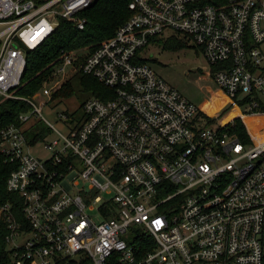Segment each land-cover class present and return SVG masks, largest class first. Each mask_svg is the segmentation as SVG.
<instances>
[{
    "label": "built area",
    "instance_id": "obj_1",
    "mask_svg": "<svg viewBox=\"0 0 264 264\" xmlns=\"http://www.w3.org/2000/svg\"><path fill=\"white\" fill-rule=\"evenodd\" d=\"M90 2L0 0V100L29 105L0 128V159L15 165L5 186L28 222L0 207L10 264H264V139L252 141L244 119L264 115V0H131L111 38L60 52L39 91L16 93L25 49ZM170 34L204 54L240 104L235 115L208 121L142 61L154 37ZM77 71L109 92L85 99L77 120L58 111L60 131L42 110ZM41 120L45 134L31 140Z\"/></svg>",
    "mask_w": 264,
    "mask_h": 264
},
{
    "label": "trees",
    "instance_id": "obj_2",
    "mask_svg": "<svg viewBox=\"0 0 264 264\" xmlns=\"http://www.w3.org/2000/svg\"><path fill=\"white\" fill-rule=\"evenodd\" d=\"M130 1L92 0L87 8L75 14L76 20L59 18L58 25L46 40L34 49H25L26 67L15 92L24 96L33 95L39 91L42 81L52 72L60 52L80 48L92 51L104 40L111 38L116 29L130 17ZM77 20L84 21L82 29L78 28ZM153 40H156V37ZM158 42L162 43L163 48L166 49L186 47V41L175 36L169 37L166 41H163L162 38L158 39ZM150 60V58H146L142 61L149 63ZM106 91L109 92V89L95 77L77 71L60 86L51 99L57 101L70 98L76 94L77 97L81 98L79 102V107H81L83 101L89 96L102 99V95ZM28 108L29 105L20 100L2 98L0 100V128L11 123H17V115ZM34 130H38V132L35 133ZM235 131L241 138H246L244 124L239 119L235 121ZM26 132L27 137L31 140L42 139L45 128L42 124H37L35 128L27 129ZM14 167V164L4 163L0 159V207L6 204L10 205L14 218L21 224L22 228L27 229L28 222L23 215L22 198L18 193L9 191L5 186L6 178ZM9 232L7 222L0 215V264H10L11 261V251L7 246Z\"/></svg>",
    "mask_w": 264,
    "mask_h": 264
},
{
    "label": "rangeland",
    "instance_id": "obj_3",
    "mask_svg": "<svg viewBox=\"0 0 264 264\" xmlns=\"http://www.w3.org/2000/svg\"><path fill=\"white\" fill-rule=\"evenodd\" d=\"M175 36L186 41V47L180 49H166L158 39L166 41ZM157 37L140 53L141 56L150 58L149 65L168 84L173 85L186 99L192 101L199 112L208 121H217L228 110L237 111L240 104L230 99L212 77V67L207 62L204 54L196 49L187 37L177 34ZM74 94L67 99H61L51 103V108L44 107L43 116L49 120L54 127L65 131V125L57 119V112L63 111L72 114L77 120L81 115V98ZM40 124L46 125L44 120ZM250 139L261 141L264 139V115H256L251 119L249 129ZM36 153H44L42 146L35 147ZM96 209L88 210L89 214L95 213ZM99 221V218H95Z\"/></svg>",
    "mask_w": 264,
    "mask_h": 264
},
{
    "label": "bare ground",
    "instance_id": "obj_4",
    "mask_svg": "<svg viewBox=\"0 0 264 264\" xmlns=\"http://www.w3.org/2000/svg\"><path fill=\"white\" fill-rule=\"evenodd\" d=\"M237 111H231L230 113L227 114L228 117H231L232 115H235ZM245 121L249 124L251 122V118H244Z\"/></svg>",
    "mask_w": 264,
    "mask_h": 264
}]
</instances>
